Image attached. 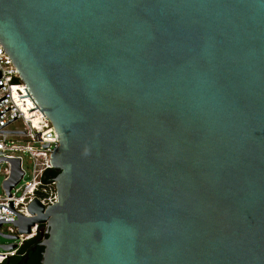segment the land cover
<instances>
[{
    "label": "water",
    "instance_id": "95a60500",
    "mask_svg": "<svg viewBox=\"0 0 264 264\" xmlns=\"http://www.w3.org/2000/svg\"><path fill=\"white\" fill-rule=\"evenodd\" d=\"M0 47L57 135L56 202L0 206L39 264H264V0H0Z\"/></svg>",
    "mask_w": 264,
    "mask_h": 264
},
{
    "label": "built area",
    "instance_id": "2783aa9c",
    "mask_svg": "<svg viewBox=\"0 0 264 264\" xmlns=\"http://www.w3.org/2000/svg\"><path fill=\"white\" fill-rule=\"evenodd\" d=\"M0 126L12 118H16L0 128V131L24 132L25 134L0 133V166L6 165L4 171L3 184L10 178L12 162L19 161V169L22 172L19 182L6 194L0 196V206L8 208L7 202L12 201V210H25L26 206L33 200H37L42 206L48 207L56 202V192L54 182L42 183L41 177L45 170L50 169V154L57 147V135L51 123L43 113L37 108L32 98L29 96L25 85L20 81L19 76L10 63L9 59L0 47ZM38 118L37 124L33 119ZM19 122L21 129L9 128L13 123ZM26 140L31 145L21 146L15 142ZM47 146L44 148V146ZM27 154L28 159L33 162L31 177L24 180L25 172L22 168L21 154ZM0 217L16 221V216L0 208ZM38 224L29 229V233H17L18 228L12 223H1L0 233L7 236L17 237L13 239L14 245L11 250L0 253V264L7 259L19 254L21 246L33 239L38 230ZM42 227V226H41Z\"/></svg>",
    "mask_w": 264,
    "mask_h": 264
},
{
    "label": "rangeland",
    "instance_id": "374dc122",
    "mask_svg": "<svg viewBox=\"0 0 264 264\" xmlns=\"http://www.w3.org/2000/svg\"><path fill=\"white\" fill-rule=\"evenodd\" d=\"M9 128H19L21 129V124L19 122L17 123H13ZM21 146H25V145H31V143H27L26 140H20L19 143L18 142H15ZM22 156V168L25 172V177H24V180H28L30 177H31V173H32V170H33V162L31 160L28 159V155L25 153V154H21ZM6 165L2 164L0 166V196L3 195V189H2V180H3V177H4V169H5ZM13 243V240H9V239H5L3 237L0 236V253L6 251L5 249H3L1 246L3 245H9V244H12Z\"/></svg>",
    "mask_w": 264,
    "mask_h": 264
},
{
    "label": "trees",
    "instance_id": "16d2710c",
    "mask_svg": "<svg viewBox=\"0 0 264 264\" xmlns=\"http://www.w3.org/2000/svg\"><path fill=\"white\" fill-rule=\"evenodd\" d=\"M56 175L57 174L55 172H52V171H50V172L47 171V172L44 173V176H45L46 180L47 179H53L54 177H56ZM40 227L41 226H39V228ZM38 242H39V232H37L36 236L33 239L25 242L21 246V248L19 250V254H23L25 252H29V257H28V260H27V264H39L40 259H41V252H42L43 249L40 247V248H37L35 252L31 251V248H32L31 246L33 244L37 245ZM11 259L16 261L18 259H21V257L20 256H16V257H13ZM2 264H5V262L2 263Z\"/></svg>",
    "mask_w": 264,
    "mask_h": 264
},
{
    "label": "flooded vegetation",
    "instance_id": "af4514ba",
    "mask_svg": "<svg viewBox=\"0 0 264 264\" xmlns=\"http://www.w3.org/2000/svg\"><path fill=\"white\" fill-rule=\"evenodd\" d=\"M40 228H42V227H40ZM40 228H39V229H40ZM38 232H39V230H38ZM44 237H45L44 235L41 236V235L39 234V242H38V244H37V245H36V244H33V245L31 246V247H32V248H31V251H32V252H35L37 248H40V247H39V243L41 242V240L44 239ZM23 256H27V260H28L29 252H25V253H23ZM19 260H20V259H18V260H16V261L13 260V259H9V260H8V264H17V263L19 262ZM23 264H27V261H26V263H23Z\"/></svg>",
    "mask_w": 264,
    "mask_h": 264
},
{
    "label": "bare ground",
    "instance_id": "6f19581e",
    "mask_svg": "<svg viewBox=\"0 0 264 264\" xmlns=\"http://www.w3.org/2000/svg\"><path fill=\"white\" fill-rule=\"evenodd\" d=\"M38 118L36 117L35 119H33V123L37 124Z\"/></svg>",
    "mask_w": 264,
    "mask_h": 264
}]
</instances>
